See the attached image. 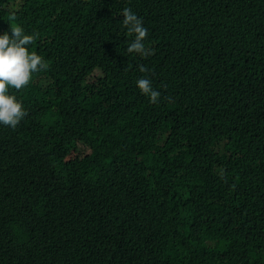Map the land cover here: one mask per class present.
Returning <instances> with one entry per match:
<instances>
[{
	"label": "trees",
	"instance_id": "16d2710c",
	"mask_svg": "<svg viewBox=\"0 0 264 264\" xmlns=\"http://www.w3.org/2000/svg\"><path fill=\"white\" fill-rule=\"evenodd\" d=\"M16 25L48 67L0 125V264H264V0H0Z\"/></svg>",
	"mask_w": 264,
	"mask_h": 264
},
{
	"label": "clouds",
	"instance_id": "9594fccd",
	"mask_svg": "<svg viewBox=\"0 0 264 264\" xmlns=\"http://www.w3.org/2000/svg\"><path fill=\"white\" fill-rule=\"evenodd\" d=\"M122 24L127 29L129 36L134 39L129 43L127 52L138 54L145 58L153 54V51L145 47L144 41L148 36V30L143 26V21L130 8L122 11ZM9 32L0 35V125L10 127L13 130L27 116L16 96L10 95V89L22 90L29 85L33 74L46 70L48 65L43 57L35 52H29V45L33 44L37 34L27 35L24 29L16 25ZM142 73L148 69L139 66ZM137 87L141 94L148 97L155 104L160 99V93L152 87V81L147 76L137 80Z\"/></svg>",
	"mask_w": 264,
	"mask_h": 264
}]
</instances>
